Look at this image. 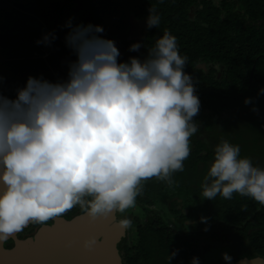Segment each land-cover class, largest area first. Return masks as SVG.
<instances>
[{"label": "clouds", "instance_id": "obj_1", "mask_svg": "<svg viewBox=\"0 0 264 264\" xmlns=\"http://www.w3.org/2000/svg\"><path fill=\"white\" fill-rule=\"evenodd\" d=\"M148 13L146 27H158L156 10ZM65 27V44L76 56L67 79L29 76L14 99L0 95V243L76 205L93 220L134 207L142 181L155 177L171 185L172 175L183 171L198 131L200 100L174 35L165 31L143 60L119 62L114 41L99 35L102 26L69 20ZM55 38L48 33L37 44ZM233 193L264 205V168L221 140L202 197L231 199ZM131 225L128 218L119 221L122 230ZM95 243L90 237L84 247ZM222 258L230 264L227 253Z\"/></svg>", "mask_w": 264, "mask_h": 264}, {"label": "trees", "instance_id": "obj_2", "mask_svg": "<svg viewBox=\"0 0 264 264\" xmlns=\"http://www.w3.org/2000/svg\"><path fill=\"white\" fill-rule=\"evenodd\" d=\"M59 1L73 6L74 0ZM84 1L91 8H101V2L105 0ZM111 1H106L109 3L107 10L112 15L107 24L99 21L96 24L104 29L99 35L112 41L124 39L126 24L115 22ZM119 1L130 3V9L140 15L144 13L143 16L148 15V10L154 8L160 16V24L156 28H147L145 33L143 26H140L134 33L138 36L137 40L120 45L115 43L120 52L118 61L128 62L130 57L143 60L148 55V49L155 45V41L165 31L174 35L180 55L187 57L184 70L192 77L196 95L200 100V111L194 120L199 119L200 127L203 126L208 132L206 142L194 138L200 135L201 129L190 137L192 150L183 162V171L172 175L171 185L155 177L142 181V191L136 197L135 206L139 213H145V223L136 225L137 240L134 246H129L127 240L120 241L121 246H117L122 264H149L151 261L154 264H182L191 257L192 247L199 237H203V242H231L234 247L241 246L242 240H246L249 245H255L258 240L264 238V205L254 199L233 193L231 199L217 195L215 199L207 200L210 219L218 222L216 225H206L207 221H202L197 215L196 219L200 221L202 228L191 227L194 230L189 232L181 230L175 224L182 226L185 219L195 217L196 209L191 205L187 215L178 216L179 212L175 210L176 202L170 201L172 197L185 196L189 191L193 194V202H197L200 184L210 167L208 163L213 162L212 152L218 145L216 138L225 137L229 143L238 145L241 158L245 155L251 161L254 159L253 165L258 162V165L264 168L261 156L264 154V140L259 136L261 127L264 126L259 125L260 115L261 120H264V0H222L220 8L223 9L224 15H221L220 8L205 0H169L164 4H158L156 0ZM36 2L38 11L34 14L37 18L32 17L30 10L28 14H24L13 9L5 11L0 8V24L2 21L6 27L8 23L9 26L20 24L23 33V36L16 35L15 40L8 36L0 37L1 58L18 49L25 51L17 55L15 61L3 62V67L0 66V95L11 99L16 97L18 89L26 85L29 76L53 83L66 80L68 72H62L61 62L70 64L76 59L72 50L65 44V37L63 40L59 39L62 34L57 15L60 12L63 14L65 9L69 8L51 0ZM191 6L195 12L188 16ZM233 7H237L239 13L232 12ZM202 22L205 25L200 24ZM105 28L109 31L105 32ZM40 30L47 34L54 33L56 37L52 41L55 53L44 59L40 58L42 52L37 44V41L41 40ZM134 43L143 45L138 51L139 55L129 50ZM200 64L205 66V70L198 67ZM246 99L249 100L247 104ZM224 113L228 115L227 119L218 122L219 116ZM237 113L245 116L253 113L255 116L252 120H256V123H246L250 120L248 117L244 121H235L234 115ZM214 118L217 120L215 124L212 122ZM230 119L233 120L226 123ZM189 185L194 186L190 188ZM154 203H158L162 208L167 207L171 214L177 213L174 216L172 214L171 222L174 223V228L168 227L159 217H150L149 208ZM82 213L84 212L80 206L76 205L61 217L69 220ZM41 225L29 223L24 233L29 236ZM201 229L202 231H199ZM172 252H176V255L168 261L167 257Z\"/></svg>", "mask_w": 264, "mask_h": 264}, {"label": "flooded vegetation", "instance_id": "obj_3", "mask_svg": "<svg viewBox=\"0 0 264 264\" xmlns=\"http://www.w3.org/2000/svg\"><path fill=\"white\" fill-rule=\"evenodd\" d=\"M13 1L15 2L14 3L15 8L5 9L4 6L5 5L7 6V2L4 0H0V8H2L5 11H7V10L9 11V10L13 9V10H15V12H20V13H24V14H28V12L30 10L32 17L37 18L36 15L34 14V12L38 11V6H37L36 0H26V1L13 0ZM51 1L56 2L57 4H61V5L69 8V9H65V12L63 14H61V12H60L57 15V19L59 20L57 23L61 28L60 33L62 34V35H59V39H61V40H63V38L66 36V34L68 32V30H67L68 28L66 29L63 26H65L66 22L69 20H71V22L74 25L75 24H89V23L96 25L98 21L106 25L108 18L110 16H112L111 12H109L107 10V9H109V6H108L109 3L106 2L107 0L101 2V8H91L88 3H85L84 0H74L73 6L66 5V3L60 2L59 0H51ZM205 1L210 2V4L212 6L214 5L217 8L221 7L220 4H221L222 0H205ZM165 2H169V0H156V3H158V4H164ZM9 3H11V2H9ZM110 3H111L112 11H113L112 13H113L114 18H115V22L126 24V28H125V32H126L125 37L126 38H124V39L118 38L115 41V43H118L120 45L124 42H129L131 40H137L138 36H135L136 34H134V33L140 29V26H143V32L144 33L146 32V30H147L146 17L148 15L143 16L144 13L142 15H140L139 13H136L135 10L133 11L132 9H130V5H129L130 3L125 2V1L114 0V1H111ZM189 9H190V12H188V16H191L192 12H195V10H194L193 6H191ZM61 10H62V7L60 6V11ZM220 11H221V15H224L222 8H220ZM235 11L239 13V11L237 10V7L232 8V12H235ZM102 12H105L106 15L99 16V14ZM240 14H241V11H240ZM200 24L205 25L203 22ZM13 26H15L16 30L13 29ZM21 26L22 25H20V24L14 23L9 28L11 31L5 32V33H3V31H0V37H7L8 36V37L14 38L13 40H15L17 38V37H15L16 35L23 36ZM5 27H6V25L4 27L0 25V30L4 29ZM10 32H12L13 34H11ZM46 34L47 33H45V35ZM41 39H42V36H41ZM40 51L42 52V55L40 56V58H42V59L52 55L53 53H55V50L53 49V43L51 42L50 47L48 48V51H46L44 49V45H40ZM21 52L24 53L25 51H23L21 49L15 50L14 52L10 53V55H8V56H10V58H8V59L6 58L7 56H3L2 58L0 57V66L3 67V65H2L3 62L15 61L17 59L16 56L19 55ZM135 54L139 55L140 53L138 51H135ZM64 63L68 64V65H69V63H67L65 61L61 62L62 72L67 73L68 69L63 67ZM198 67L200 69L205 70V66L203 64H200ZM192 186H194V185H192ZM200 186H201L200 195L198 196L197 202H198L199 198L202 196V182H201ZM172 199H173V202H175V200L177 198L172 197ZM190 202H193V199ZM207 205H206V203L203 205V207L206 209V211L204 213H202L201 210H197V208H195L196 209L195 210V217L191 216L189 219H185L182 222V225L185 226V228H186L185 232H189V231L194 230L192 228H195V229H198L199 227L202 228L201 224L199 223L200 221H197V219H196L197 215L200 216V218H204V220L207 221L206 225H209V223L211 225H216V223L218 221L214 220V219H210V215H211L210 209H209L210 207ZM189 207H191V205H189ZM189 207L186 208L185 212L180 211L178 216L181 214H184V213H185V215H187V213L189 211ZM127 210L128 211L123 212V213H121L119 211L115 212L116 226L117 227H119V221L125 218V217H121L120 214L121 215L122 214H130L132 212V208H129ZM175 210H177V209H175ZM137 211L139 212L138 208H137ZM191 214H193V213H191ZM136 215L139 216V213ZM136 215L134 214V216H133L134 217V223L137 222V216ZM208 217H209V219H208ZM220 223H222V222L220 221ZM135 225H137V224H135ZM129 230L131 231V227L129 228ZM127 231L128 230H125V237L122 238L121 241L128 240ZM135 231H136V227H135ZM199 231H202V229ZM23 237H27L26 233H24L23 230L16 234V238L19 240L24 239ZM120 243L121 242L118 243V246H121ZM241 244H242L241 246L234 247L231 242H226V241H214V240L208 241L207 240V241L203 242V237H199L195 246L193 245V247H192L193 252L191 254V257L189 259H187L182 264H191V260L193 257H197L199 259V264H229V262L225 261L223 258H221V259L218 258V257H222V256H217L219 253V247H221V249H225L227 254L231 257L230 264L241 263V262H245L247 260H252L253 262H255L252 264H264V238L261 241L258 240L255 243V245H249L246 240H242ZM4 246L5 247H11L12 242L6 241V242H4ZM212 254L215 255V259L208 258ZM204 255L207 259H210L206 263L204 262V259H206V258H204ZM221 260H223V262Z\"/></svg>", "mask_w": 264, "mask_h": 264}, {"label": "water", "instance_id": "obj_4", "mask_svg": "<svg viewBox=\"0 0 264 264\" xmlns=\"http://www.w3.org/2000/svg\"><path fill=\"white\" fill-rule=\"evenodd\" d=\"M115 220V213L95 220L85 213L69 220L61 216L51 219L30 237L19 240L17 233L9 237L11 247L0 243V264H122L117 246L125 230L117 227ZM90 237H95L96 243L85 248Z\"/></svg>", "mask_w": 264, "mask_h": 264}, {"label": "rangeland", "instance_id": "obj_5", "mask_svg": "<svg viewBox=\"0 0 264 264\" xmlns=\"http://www.w3.org/2000/svg\"><path fill=\"white\" fill-rule=\"evenodd\" d=\"M4 1H6L7 2V6L5 5L4 6V8L5 9H8V8H15V5H14V1L13 0H4ZM16 1H26V0H16ZM9 2H11V3H9ZM103 15H106L105 14V12H102V13H100L99 14V16H103ZM3 22L4 21H2V23L0 24L1 26H4V24H3ZM10 26H9V23H8V25H7V27L4 29V31H3V29L2 30H0V31H3V33H5V32H9V31H11L10 29ZM13 29L14 30H16L15 29V26H13ZM41 31V36L43 37L44 35H45V31H43V30H40ZM11 34H13L12 32H10ZM117 39H114L113 41H114V43H115V41H116ZM42 45H44V44H42ZM38 47L40 48V45L38 44ZM50 47V45H44V49L46 50V51H48V48ZM8 57H10V56H7L6 58H8ZM63 67H65L66 69H68V64H65L64 63V65H63ZM249 113V112H248ZM247 113V114H248ZM227 114H221L220 116H219V120H218V122L220 121H225L226 119H227ZM255 115H253V113L251 114V115H248V116H245V115H243V114H241V113H237V114H235L234 115V119H235V121H244V120H246L247 119V117L248 118H250V120L249 121H247L246 123H249V122H253V123H256V120H252V118L254 117ZM262 119V115H260L259 116V125L260 126H263V124H264V120H261ZM216 120V118H214L213 120H212V122L215 124V122L217 121H215ZM233 120V119H232ZM231 119L230 120H227L226 121V123L227 122H229V121H232ZM196 123H197V125H198V129H201L200 130V135L198 134V135H196V137H194V138H196V139H199V140H202V141H207V139H208V132L205 130V128L202 126V127H200V123H199V119H197L196 121H195ZM262 129H261V132L259 133V136H260V138L262 139V140H264V126L263 127H261ZM192 137V136H191ZM219 140H227L225 137H221V139H220V137L219 138H216V142L219 144L220 143V141ZM192 150V145H191V143H190V151ZM212 156H213V160H214V150H213V152H212ZM262 156V161L264 160V154H262L261 155ZM244 157H246L245 155H244ZM254 159H252V161H253ZM254 162V161H253ZM208 165H211V163L209 162L208 163ZM253 166H259L258 165V162H257V164H255V165H253ZM259 168H262L261 166H259ZM204 180V179H203ZM203 183V182H202ZM174 185H178V184H174ZM189 187H193L192 185H189ZM169 188H171V186H169ZM175 197V196H174ZM192 198H193V194L191 193V192H189L188 191V193H187V195H185V196H181V195H179L178 197H177V199L175 200V202H176V204H175V209H177L178 210V212H180V211H182V212H185V210H186V208L187 207H189V205H193L194 206V208H197V210H201L202 211V213H204L205 211H206V209L203 207V205L207 202V199L206 198H203L202 196L199 198V200H198V202H190V201H192ZM174 199V198H173ZM173 199L171 200L172 202H173ZM170 201V202H171ZM169 203V202H168ZM168 203L166 204V206L168 205ZM150 217L151 218H157V217H159L163 222H165V223H167V225H168V227L170 226L171 228H174L175 226H177V227H179L181 230H186V228H185V226H179L178 224H175V226H174V223L173 222H171V220L173 219V216L174 215H176V214H174V213H172L173 214V216H172V214H171V212H169V210L167 209V207L166 208H162L158 203H154V205H152L150 208ZM139 212L137 211V206H134V207H132V212L130 213V214H120V216L121 217H125V218H128V219H130L131 221H132V225H131V231L129 230V228L128 229H126V230H128L127 231V238H128V240H127V242L129 243V246L131 245V246H134L135 245V243H136V240H137V237H136V233H134L135 232V227H136V225L135 224H137V225H143L144 223H145V213L142 211V213H139V216H137L136 214H138ZM134 214L137 216V222L136 223H134ZM185 214V213H184ZM146 215H147V212H146ZM176 217V216H175ZM115 222H116V220H115ZM176 223V222H175ZM224 253H227L226 252V250L225 249H221V247H219V253H218V255L217 256H222V254H224ZM204 258H206L205 257V255H204ZM208 258H211V259H215V255L214 254H212V255H210ZM219 259H221L222 257H218ZM208 260H210V259H204V262L206 263ZM222 262H223V260H221ZM203 262V263H204ZM149 264H154L152 261L151 262H149Z\"/></svg>", "mask_w": 264, "mask_h": 264}]
</instances>
